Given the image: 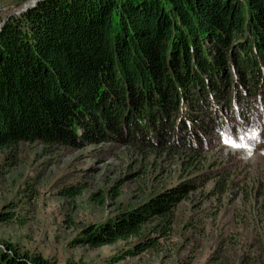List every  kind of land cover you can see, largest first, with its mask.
Returning <instances> with one entry per match:
<instances>
[{"label": "trees", "instance_id": "trees-1", "mask_svg": "<svg viewBox=\"0 0 264 264\" xmlns=\"http://www.w3.org/2000/svg\"><path fill=\"white\" fill-rule=\"evenodd\" d=\"M251 127L263 134L264 0H38L0 29V148L117 142L185 149L192 165L209 142ZM207 172L86 226L79 241L140 236L128 252L143 253L204 182L226 190L230 174ZM0 264L53 263L0 243Z\"/></svg>", "mask_w": 264, "mask_h": 264}, {"label": "rangeland", "instance_id": "rangeland-1", "mask_svg": "<svg viewBox=\"0 0 264 264\" xmlns=\"http://www.w3.org/2000/svg\"><path fill=\"white\" fill-rule=\"evenodd\" d=\"M28 1L0 0V23ZM254 128L237 140L209 142L192 165L185 149L117 142L2 147L0 243L53 264H264V147L247 140H264V129ZM207 171L230 174L226 190L217 193L212 177L190 193L154 247L131 256L140 236L97 247L79 241L86 226ZM67 188L74 193L63 195Z\"/></svg>", "mask_w": 264, "mask_h": 264}, {"label": "water", "instance_id": "water-1", "mask_svg": "<svg viewBox=\"0 0 264 264\" xmlns=\"http://www.w3.org/2000/svg\"><path fill=\"white\" fill-rule=\"evenodd\" d=\"M37 1H38V0H31V1H28V2H26L23 6H21L18 10L14 11L13 13H14V14H19V13L25 11L27 8H29L30 6L34 5ZM13 13H12V14H13ZM5 20H6V19H4V20L0 23V29H1V27H2V25H3V23H4Z\"/></svg>", "mask_w": 264, "mask_h": 264}, {"label": "bare ground", "instance_id": "bare-ground-1", "mask_svg": "<svg viewBox=\"0 0 264 264\" xmlns=\"http://www.w3.org/2000/svg\"><path fill=\"white\" fill-rule=\"evenodd\" d=\"M245 136V135H244Z\"/></svg>", "mask_w": 264, "mask_h": 264}]
</instances>
